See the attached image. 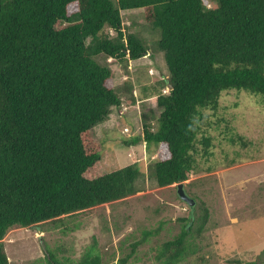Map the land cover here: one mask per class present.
Listing matches in <instances>:
<instances>
[{"label": "trees", "instance_id": "16d2710c", "mask_svg": "<svg viewBox=\"0 0 264 264\" xmlns=\"http://www.w3.org/2000/svg\"><path fill=\"white\" fill-rule=\"evenodd\" d=\"M135 9L156 33L155 47L135 22L125 23L124 12ZM152 48L164 54L167 79L148 85L143 73L112 84V60L129 74L130 62ZM168 81L172 89L164 92ZM231 89L264 98V0H0V264H12L4 239L13 228L141 191L139 164L109 171L96 132L125 97L133 105L157 97V126L144 115V140L160 150L150 175L168 187L190 178L199 152L213 155L204 111L218 110ZM190 209L182 231L158 248L157 264L196 254L211 212L205 203L199 215ZM151 234L131 244L119 264H129ZM79 264L102 262L86 256Z\"/></svg>", "mask_w": 264, "mask_h": 264}, {"label": "rangeland", "instance_id": "374dc122", "mask_svg": "<svg viewBox=\"0 0 264 264\" xmlns=\"http://www.w3.org/2000/svg\"><path fill=\"white\" fill-rule=\"evenodd\" d=\"M206 1L212 6V0ZM124 20L127 25L135 22L134 28L142 30L155 47L156 33L145 22L143 9L125 11ZM141 59L142 63L134 62L128 68L131 73L134 68H143L145 83L149 84V74L155 80L168 78L162 52L152 48ZM111 62L114 86L134 78L125 75L120 61ZM149 66L154 69L149 70ZM153 97L138 102L142 117L132 108L106 133L102 124L96 127L106 168L115 171L138 163L141 191L60 221L13 228L4 239L12 264H75L90 251L99 254L103 264H119L131 252V244L142 240L146 232L152 234L129 264H157L158 248L182 231L191 209L181 199L177 184L160 187L150 175V164L160 158L159 148H149L144 140V115L157 126L156 116L161 111L157 97ZM204 114L201 127L213 136L214 153L210 158L198 153L197 170L184 182V188L195 199L194 213L199 215L205 203L211 217L205 232L195 240L196 254L181 264H264L263 95L231 89L223 92L218 110H205ZM134 138H139L138 143L132 144Z\"/></svg>", "mask_w": 264, "mask_h": 264}, {"label": "crops", "instance_id": "0c3cea01", "mask_svg": "<svg viewBox=\"0 0 264 264\" xmlns=\"http://www.w3.org/2000/svg\"><path fill=\"white\" fill-rule=\"evenodd\" d=\"M140 61H142V59H139V60H135V61H131L130 62V65H129V67L130 68H132L133 66V63L134 62H139V63H142V62H140ZM150 65V64H149ZM154 69L153 67H151V66H149V70L150 69ZM132 71V70H131ZM143 73H145L144 71H143V68H134V70L132 71V73L131 72H129V74L128 73H126L125 75L126 76H128V77H130L129 75H131L132 77H134V80H136V79H138L139 77H140V79L143 77ZM154 73V72H153ZM153 76V75H152ZM152 76H151V74H149V84H151L152 82H155L156 80L154 79V78H152ZM161 79H164V77H161ZM121 84H123V82H121ZM120 84V85H121ZM144 84H146L145 83V81H144ZM148 84V85H149ZM141 88H140V85L138 84V83H136V88H135V90H134V92H135V94L136 95H139V94H142L141 93ZM140 92V93H139ZM156 97V96H155ZM152 97H149V99L148 100H150ZM154 98V97H153ZM144 99H147V98H145V97H140L139 98V101L138 102H140V101H142V102H144ZM141 103V102H140ZM124 107H126V109H124ZM132 108H134V109H136L137 111H138V113H139V116H141L142 117V111H141V107H140V105H138V103L136 104V105H133V104H130V102L128 101V99H126V97L124 98V105H123V107H121V108H114L113 109V113L111 114V117H110V119L109 120H107L106 122H104V123H102V125H103V133H106L107 131H109L111 128H115V127H117V125H118V119H120V117L122 118L123 117V114L124 113H129V111L132 109ZM124 109V110H123ZM135 115V114H134ZM141 117H139L138 119H136V120H140L141 119ZM86 256H90V257H95V258H98V257H100L101 258V262H102V264H103V261H102V257L99 255V254H93L91 251L88 253V254H86L83 258H85ZM82 258V259H83ZM69 261H71V259H68ZM82 260H80L79 262H81ZM79 262H76V261H74V263L75 264H79Z\"/></svg>", "mask_w": 264, "mask_h": 264}, {"label": "water", "instance_id": "95a60500", "mask_svg": "<svg viewBox=\"0 0 264 264\" xmlns=\"http://www.w3.org/2000/svg\"><path fill=\"white\" fill-rule=\"evenodd\" d=\"M168 88L172 89V85L170 84V82L168 81ZM178 187V193L181 197V199H183L184 201H186L191 207L194 206L195 204V199L192 198L191 196H189L184 188V182L182 183H178L177 184Z\"/></svg>", "mask_w": 264, "mask_h": 264}, {"label": "built area", "instance_id": "2783aa9c", "mask_svg": "<svg viewBox=\"0 0 264 264\" xmlns=\"http://www.w3.org/2000/svg\"><path fill=\"white\" fill-rule=\"evenodd\" d=\"M128 130V128H126Z\"/></svg>", "mask_w": 264, "mask_h": 264}, {"label": "clouds", "instance_id": "9594fccd", "mask_svg": "<svg viewBox=\"0 0 264 264\" xmlns=\"http://www.w3.org/2000/svg\"><path fill=\"white\" fill-rule=\"evenodd\" d=\"M166 91V90H165Z\"/></svg>", "mask_w": 264, "mask_h": 264}]
</instances>
